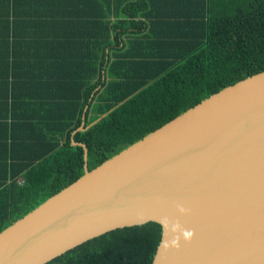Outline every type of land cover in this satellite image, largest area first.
Wrapping results in <instances>:
<instances>
[{
    "label": "trees",
    "instance_id": "16d2710c",
    "mask_svg": "<svg viewBox=\"0 0 264 264\" xmlns=\"http://www.w3.org/2000/svg\"><path fill=\"white\" fill-rule=\"evenodd\" d=\"M263 70L264 0H0V231L84 174L80 144L91 170ZM160 237L117 228L44 264H151Z\"/></svg>",
    "mask_w": 264,
    "mask_h": 264
},
{
    "label": "water",
    "instance_id": "95a60500",
    "mask_svg": "<svg viewBox=\"0 0 264 264\" xmlns=\"http://www.w3.org/2000/svg\"><path fill=\"white\" fill-rule=\"evenodd\" d=\"M80 145L84 174L0 231V264H44L149 221L161 226L151 264H264V70L90 171Z\"/></svg>",
    "mask_w": 264,
    "mask_h": 264
},
{
    "label": "bare ground",
    "instance_id": "6f19581e",
    "mask_svg": "<svg viewBox=\"0 0 264 264\" xmlns=\"http://www.w3.org/2000/svg\"><path fill=\"white\" fill-rule=\"evenodd\" d=\"M111 158V157H110ZM85 163V162H84ZM87 164V163H86ZM100 165V164H99ZM97 167V166H96ZM88 169V168H87ZM94 169V168H93ZM92 170V169H91ZM90 171V170H89ZM15 222V221H14Z\"/></svg>",
    "mask_w": 264,
    "mask_h": 264
}]
</instances>
